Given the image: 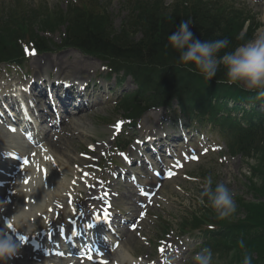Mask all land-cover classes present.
Masks as SVG:
<instances>
[{
    "label": "trees",
    "instance_id": "obj_1",
    "mask_svg": "<svg viewBox=\"0 0 264 264\" xmlns=\"http://www.w3.org/2000/svg\"><path fill=\"white\" fill-rule=\"evenodd\" d=\"M141 3L143 4L136 8L139 12L134 14L132 20L134 36L131 31L122 29L121 34L116 37L107 32L111 25L108 28L104 25L109 20L107 15L97 16L84 8L63 11L42 6L29 17L25 16L24 20H15L0 33V60L9 59L7 54L18 49L17 39L22 35L31 34L37 47L45 50L50 40L41 37L39 31L55 32L65 27L64 46L78 47L86 53L107 58L116 64L122 62L134 67V70L141 69V76L138 77L140 94L151 91L159 94L157 99L163 98L164 101L168 97H182L191 104L202 105V117L212 114L209 110L213 108L210 103V98L213 97L223 101L225 97H233L235 100H246L254 104L264 102L254 101V94L235 85L219 84V73L217 77L206 81L183 66H177L179 54L171 47L165 48L168 36L176 31L182 20L189 18L193 22L189 27L194 38L201 42L226 38L234 48L251 38L257 30V24L249 22L247 31L242 33L246 22L250 20L245 12L234 5H221L218 1L210 4L202 0H179L169 11L160 0L150 1V4L146 2L147 5L143 8L141 7L145 1L138 2ZM130 36L133 38H129ZM245 113L244 122L248 127L242 135L239 133L240 140L236 143L243 153L250 155L253 151L260 152L264 148L261 144L264 139V115L254 109ZM230 118L238 122L237 119ZM243 202L251 206L247 210L251 216L246 220L224 222L223 227L212 231V242L208 246L214 253L230 256L236 264H240L245 252L252 255L255 253L257 260L253 258V264H264V207L255 208L254 202ZM209 216L210 214L194 216L190 223L192 227H198L203 222L202 217ZM208 234L209 232L205 236H209ZM241 239L245 243L243 249L238 243Z\"/></svg>",
    "mask_w": 264,
    "mask_h": 264
},
{
    "label": "rangeland",
    "instance_id": "obj_2",
    "mask_svg": "<svg viewBox=\"0 0 264 264\" xmlns=\"http://www.w3.org/2000/svg\"><path fill=\"white\" fill-rule=\"evenodd\" d=\"M2 1H6L7 3L11 2V0H0V2ZM24 1L33 7L39 6L40 4H45L52 9L62 8L66 10L70 0ZM173 1L174 0H165L167 5L172 4ZM231 1H234L235 3H237V5L249 12L250 16L253 18L251 19L253 22H260L257 20V16L260 14H264V0ZM129 6L130 3L128 0H111L109 13L111 14L113 24L110 22L104 23L106 28L111 25L110 30L107 31L108 33L111 32L115 37L121 34V24L125 22L123 21V19L128 11ZM129 24H131V22H129ZM261 26L262 25H260V27ZM245 30L246 28L243 30V34L245 33ZM132 35L134 36V33ZM133 36H130L129 38H133ZM61 37V32L54 34V41L60 43ZM45 62L48 66L44 65ZM60 63H63V65L67 64V66H71V68H68V70L73 72V77L86 78L87 80H90V78L97 72L102 71L100 68L102 65H104V63L100 62L97 59L68 49L35 56L30 60L29 67L32 73L36 72L38 74H54L53 71H57V74L61 75V71H58V69L54 68H58L57 64ZM103 71H106V69ZM103 107L105 108L104 112L101 110L102 106H99L97 108L89 110L86 115L77 116L78 124H81V127L68 129L67 134L63 135L59 140L56 138L57 136L53 137V142L55 144L57 143L56 148L64 149L65 146H68V151L77 156L79 152H84L86 150V145L88 143H100L104 140L108 141L111 132L108 124H112L114 119L119 116L115 114L116 117L112 121L108 122V120H106V122H102L98 117L99 115L109 117L108 114H111L112 116H114V114L109 111L108 103ZM80 116L85 119L80 120ZM147 120L151 123L157 122L159 120L157 113L147 115L144 121ZM70 125L71 124H69L68 128H70ZM209 128L210 126L208 125L206 129ZM213 134L215 135L214 132ZM214 138L216 140H219L217 137ZM103 149L105 148L101 147L100 152L104 151ZM225 149L227 151L226 147ZM251 157L257 159L258 163L255 167L251 168L252 175L244 176L243 179H241L242 173L240 170L246 164V159H243L242 157L239 161L227 158L220 162L218 160V155L210 154L209 156L203 158L198 164H191L188 167V170L192 171V173L198 177V181L190 182L187 180L179 179L166 183L163 186V194L165 196V200L162 202L160 207H158L157 205L154 206L153 216H151L144 224L145 233L153 239L158 238L160 232L158 222L161 221L160 218L157 221H153L156 220L158 214H162L164 217L171 219L174 223V228L176 227V224L181 220V218L187 217L192 213V211H195L198 214H210L208 218L216 219L215 213L210 208L199 204L197 200L199 192L201 191V189L199 188H201V183H203V179L200 177L201 174L199 172H204L206 176L208 174H212L214 183L224 182L234 193V200L237 205L236 213L228 219L219 221L227 223L248 219V217L251 215L247 210L251 208V206L245 204L243 201H247V203L254 202L255 208L264 207V148ZM199 165L202 167H200ZM123 186L125 187V185ZM214 186L215 184H213V187ZM124 187L123 189L126 190ZM185 201H188V203H185ZM118 202L123 204L126 210H132L133 204L131 199L121 198ZM65 215L66 212H64V216ZM133 240H135V244L133 243ZM198 243L199 241L194 239H191L189 243H187L186 249L188 250L189 248V251L185 254L180 264H192L191 257L193 254L191 255V253L195 248V244ZM125 244L128 247L132 245L131 250L135 246V255H147L154 252V249H150L148 246L134 239V235L129 236L125 241ZM252 256L255 260H257V258L255 257V253H253ZM230 261L236 264L235 260L231 259L230 256L226 255L225 253L217 254L213 258V264H231Z\"/></svg>",
    "mask_w": 264,
    "mask_h": 264
},
{
    "label": "clouds",
    "instance_id": "obj_3",
    "mask_svg": "<svg viewBox=\"0 0 264 264\" xmlns=\"http://www.w3.org/2000/svg\"><path fill=\"white\" fill-rule=\"evenodd\" d=\"M257 20L262 26L257 28L251 38L234 48L226 38L201 42L194 38L190 30L189 26L193 23L191 18L182 20L176 31L168 36L165 48L171 47L179 54L177 66H183L187 71L196 73L206 81L217 77L219 73L217 81L219 84L235 85L254 94L252 96L254 101H264V14L258 15ZM257 163L254 157H247L246 164L240 170L241 179L244 176H251V168ZM197 200L199 204L210 208L217 220L228 219L237 211L234 193L226 183H214L212 174L204 177ZM9 219L13 227L18 223L19 226H23L20 217L13 215ZM8 224L0 223V264H11L21 254L25 245V241L12 233ZM238 243L240 248L245 247L243 239ZM191 261L192 264H213L212 249L207 246L199 247ZM240 264H253L252 254L245 252Z\"/></svg>",
    "mask_w": 264,
    "mask_h": 264
},
{
    "label": "bare ground",
    "instance_id": "obj_4",
    "mask_svg": "<svg viewBox=\"0 0 264 264\" xmlns=\"http://www.w3.org/2000/svg\"><path fill=\"white\" fill-rule=\"evenodd\" d=\"M62 69L66 68L64 65H62ZM69 68V67H68ZM63 71V70H62ZM66 73H70L69 70H65ZM1 145V144H0ZM57 155V159L58 161L61 163L63 170L66 169V171L68 170V161L69 159L66 158L65 155H63V153H58ZM55 181V179H54ZM54 194H57L60 190L63 189V186L58 187L59 185V181L58 182H54ZM58 187V188H57ZM57 188V189H56ZM11 189V188H10ZM56 189V190H55ZM12 190V189H11ZM53 192H49V191H43V196L41 197V199L34 205V207H31V211L30 213L27 214L28 215H32L35 212H42L44 211L46 215L49 214V211L47 210L48 207L50 206V203L47 202V197L50 199V201L52 200V198L54 196H52ZM17 212H19V210H17ZM18 215H20L21 217L24 218V216L26 215V213L24 212H20ZM23 221H25V219H23ZM23 224L22 228H24V223L20 222ZM19 226V223L17 224ZM21 227V226H20ZM120 257H122L123 259H120V262L124 263L125 260H128L130 258H132V254L130 253L129 249H121L120 251Z\"/></svg>",
    "mask_w": 264,
    "mask_h": 264
},
{
    "label": "snow or ice",
    "instance_id": "obj_5",
    "mask_svg": "<svg viewBox=\"0 0 264 264\" xmlns=\"http://www.w3.org/2000/svg\"><path fill=\"white\" fill-rule=\"evenodd\" d=\"M29 54H33V53H29ZM117 127H120V124H117ZM192 159H198V157H192ZM27 163H28V161L25 160V164H27ZM44 172H45V175H47V169H45ZM25 183H28V181L25 180ZM145 195H147V193H145ZM105 218H107V213H105ZM97 220H100L99 215L97 216ZM8 226H9V228L13 227L11 225V223H9ZM89 227H92V225H89ZM132 227H133V229H135V227H136L135 224H133ZM20 239L26 242L28 238L25 236H20ZM162 251H163V249H162Z\"/></svg>",
    "mask_w": 264,
    "mask_h": 264
}]
</instances>
